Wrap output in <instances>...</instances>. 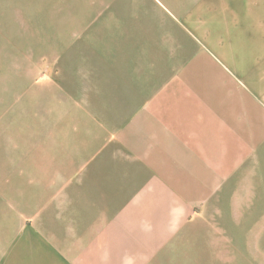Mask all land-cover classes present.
Returning a JSON list of instances; mask_svg holds the SVG:
<instances>
[{
  "label": "crops",
  "instance_id": "crops-1",
  "mask_svg": "<svg viewBox=\"0 0 264 264\" xmlns=\"http://www.w3.org/2000/svg\"><path fill=\"white\" fill-rule=\"evenodd\" d=\"M54 1L58 55L1 69L0 108L45 116L0 118V264L254 257L264 0Z\"/></svg>",
  "mask_w": 264,
  "mask_h": 264
},
{
  "label": "rangeland",
  "instance_id": "rangeland-1",
  "mask_svg": "<svg viewBox=\"0 0 264 264\" xmlns=\"http://www.w3.org/2000/svg\"><path fill=\"white\" fill-rule=\"evenodd\" d=\"M147 1L149 9H154L151 4L153 0ZM162 1L165 3L164 0ZM54 3V0H0V74L1 69H4V72L10 75L11 69L18 66L17 63L28 65L30 60L58 55L59 49L50 48V46L58 45L62 39H65L63 38L65 34L56 31V26L60 24L58 21L60 12L56 7V3ZM28 67L29 65L27 69ZM1 87L2 83L0 81V91ZM11 99V96L0 93V101L11 103ZM54 102L57 101L52 103L54 104ZM44 116L45 114L39 113V110L36 112L30 110L29 113L27 111L17 113L13 112L9 106L0 108V118L4 120V124L12 120L19 122L18 132L20 137H27L29 131L30 135L34 133L37 137H44L42 123ZM58 117V112L52 114V122L54 123ZM33 122H35L34 129L31 128ZM1 128L2 126H0V133ZM57 130L52 128V136L55 135ZM0 154H5V150L1 145ZM262 239L263 241L260 242H248V245L250 244L253 247V249H249L254 251V257L250 255L230 256L224 258L222 263L221 261H213V264H264V233ZM250 250L246 251L250 252Z\"/></svg>",
  "mask_w": 264,
  "mask_h": 264
}]
</instances>
